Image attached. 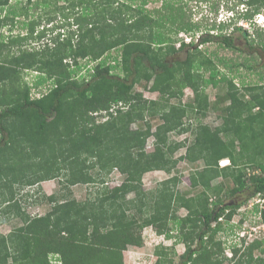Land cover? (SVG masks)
I'll use <instances>...</instances> for the list:
<instances>
[{
  "label": "trees",
  "instance_id": "trees-1",
  "mask_svg": "<svg viewBox=\"0 0 264 264\" xmlns=\"http://www.w3.org/2000/svg\"><path fill=\"white\" fill-rule=\"evenodd\" d=\"M21 1L16 11L11 0H0V12L12 9L0 14V208L6 220L20 222L0 232V264H126L125 250L143 247L149 226L168 238L178 230L186 245L179 264H264V239L240 237L229 257L218 238L252 196L264 195V73L244 62L234 68L199 47L240 49L234 34L207 31L199 43H187L180 33L200 25L170 2L147 11L122 0ZM240 1L249 8L239 18L248 22L264 9V0ZM31 6L43 7L34 18ZM18 16L27 21L26 34L12 33ZM233 31L249 40L244 26ZM185 49V57H174ZM113 50L119 56L111 62ZM88 59L97 63L81 75ZM244 68L260 72L258 79L246 82ZM30 71L39 76L27 78ZM45 81L50 88L34 95ZM144 82L158 98L136 90ZM222 84L224 94L212 101L208 87ZM187 88L194 98L185 102ZM104 112L107 118L98 119ZM210 112L218 114L217 126L205 121ZM188 132L191 138L173 137ZM225 159L230 163L221 166ZM182 160L204 162L189 176L191 196L177 189ZM115 169L125 176L111 186ZM151 171L170 176L148 190L144 176ZM52 179L63 185L58 192L38 187L26 202L18 196ZM77 184L96 188L78 199L71 189ZM29 198L50 209L28 213ZM155 254V264H175L173 246L160 244Z\"/></svg>",
  "mask_w": 264,
  "mask_h": 264
},
{
  "label": "rangeland",
  "instance_id": "rangeland-1",
  "mask_svg": "<svg viewBox=\"0 0 264 264\" xmlns=\"http://www.w3.org/2000/svg\"><path fill=\"white\" fill-rule=\"evenodd\" d=\"M126 1L128 3L134 4L135 6H142L147 11H154L159 8H162L165 6L166 2H170L172 6L175 8L177 6L182 7V9L185 11V13L188 15V18L191 22L194 24H199L200 29L197 31H194L193 33H185L181 32L180 37L185 40L187 43H199L200 35H202L204 32H211L214 34L217 33H223V34H234L236 44L240 49H229L226 48L224 45L215 43V42H209L204 43L203 45H199L200 48L204 50V52L214 57L216 60L223 59L227 61L232 67H235L236 63L244 62L245 64H252L259 68L261 73H264V18H261V15H254V19L252 22H248L247 19H241L239 18V15L242 14L244 11L247 12V8H249L248 5H244L240 0H147L146 3H144V0H122ZM11 4L13 7H15L16 11H19L20 7L25 4L26 1L21 0H11ZM66 0H60L59 4H65ZM53 7V6H52ZM43 7L37 9L36 7L31 6V17H36ZM47 8V7H46ZM49 8V7H48ZM12 9L9 8L8 10L5 8L4 10H1L0 14H5L11 11ZM169 10V9H168ZM237 12V16L235 19L231 22L230 19H228V16L230 13L229 11ZM244 10V11H243ZM250 11V9H249ZM253 11V10H251ZM261 14H264V9L262 10ZM62 18L61 14L58 15L57 21H60ZM17 23L15 27L13 28L12 33L13 34H26L27 30V21L25 17L18 16ZM261 21V23H259ZM222 23V24H220ZM238 23V25L244 26L248 29L249 32V40L245 38L241 34L240 31H233V28ZM45 24V22H43ZM244 24V25H242ZM220 25L222 27H220ZM50 25H47V27ZM215 26V27H213ZM42 26L40 27V29ZM212 28H215L212 30ZM5 34H10V30L8 27L4 30ZM46 42V40H44ZM254 44V46L252 45ZM39 44H42L40 42ZM31 46L38 45L36 42H33L31 44H28ZM39 46V45H38ZM177 47L180 46V43L178 42ZM188 49L182 50L178 52L174 57H185ZM117 56H119L118 50H113L110 54V57H108L109 61H113ZM221 58V59H220ZM218 61V60H217ZM94 63L92 60H83L81 62L82 69H81V75H88L90 67L94 66ZM221 63V62H220ZM221 65V64H220ZM222 66V65H221ZM222 70L228 71L229 69H226L222 66ZM117 72H121L119 69ZM240 72H243L244 75H247L246 82L248 81H256L259 77V73L254 74L250 70L244 68L241 69ZM233 73H229V75L232 77ZM33 76H39L36 72L30 71L27 74V78L33 79ZM37 78V77H36ZM235 81L240 85H242L241 78L237 77L235 78ZM145 82L142 84H138L136 87V90L139 92H142L146 98H158L159 93L153 92L149 90V87H145ZM51 82L45 81L43 85L36 86V88L33 90L34 95H38L40 93H43L50 88ZM226 90V87L224 84L219 85L218 87L210 86L207 89V92L210 94V98L212 101L216 99V96L219 93L224 94ZM194 98V92L191 88H187L185 90V95L183 100L185 102H188ZM100 114V115H99ZM98 119L103 120L106 117V113H99ZM103 114V115H101ZM205 121L210 123L213 126H217L221 123L220 118L218 117V114L216 112H210L209 116L205 118ZM159 119H153V124L159 123ZM134 128L137 127V125L133 126ZM177 140H183L186 138H191L192 135L190 132L184 133L181 135L175 134L173 136ZM152 143L153 138H150L148 141V149L152 150ZM185 148H181L176 156H180L181 154H184ZM229 160H225L224 162H221L220 165H226L229 164ZM204 166L203 161H197V162H190L188 160H182L179 162L177 169L175 170V173L180 174L183 178L181 183L177 186V189L181 190L183 193H185L187 196H191L194 193V189L191 188L189 176L193 170L200 169ZM123 174L119 172V170L115 169L111 175L109 176V184L111 186L119 185L124 180ZM170 175L165 171H151L145 174L144 176V188L145 189H153L155 188L158 183L165 178H168ZM220 179H218L219 182ZM38 187H41L43 189V192L45 194H52L55 192H58L60 189H62L63 185L60 184L59 179H52L43 181L39 186H28L21 189L19 193L20 198H24L23 201L26 202V198L28 194L36 192ZM96 188L93 184H77L71 187L73 189L75 196L78 199H85L88 194L91 193L92 190ZM130 197L134 196V193H131L129 195ZM29 203H26L28 206L26 208L27 212L35 215V214H44L50 209V205L47 202L41 203V204H31L32 199H28ZM264 206V195L258 194L256 196H252L248 203L244 204L241 209L236 213L234 218L227 223L226 229L219 233L218 238H220L223 241V246L226 249V252H231L233 250V246H240V237L241 234L244 232L246 235L248 231L255 232L254 229L257 230V236L259 239H264V221L260 216L259 210ZM188 213V210L186 208H181L179 210V214L181 216H185ZM20 224L18 219H5V215L2 213L0 208V232L4 234H8L12 230H14V227L18 226ZM144 237H145V245L143 249L140 251L142 253H139L135 249V247L132 245L128 246V248L124 252V258L126 264H155V262L158 260L157 255L155 254V248L158 245H164V246H173L176 251L175 255V264H179L180 261V255L185 252L186 245L182 242L177 241V236L179 235L178 230L174 228L172 234L175 237L168 238L165 235H160L156 232V230L152 227H146L143 231ZM248 236V235H247ZM253 239L254 237H250ZM249 236L247 237V240L250 242ZM227 254V253H226ZM230 261L225 262L224 264H230Z\"/></svg>",
  "mask_w": 264,
  "mask_h": 264
},
{
  "label": "clouds",
  "instance_id": "clouds-1",
  "mask_svg": "<svg viewBox=\"0 0 264 264\" xmlns=\"http://www.w3.org/2000/svg\"><path fill=\"white\" fill-rule=\"evenodd\" d=\"M244 11V10H243ZM228 13H230V15L228 16V19H234L236 16H237V12H234L233 10L232 11H229ZM257 15H261V18H264V14H261V13H256ZM259 23H261V21H259ZM242 25H244V24H242ZM244 26H246V25H244ZM97 114V113H96ZM225 160H227V159H225ZM223 161V160H222ZM221 161V162H222ZM220 162V163H221ZM263 208H264V206L262 207V215H263ZM263 218V217H262ZM249 232H251V231H248V233H247V235L249 236ZM246 234L245 235H243V236H241V238H245V237H248ZM227 255L230 257V256H232V252H231V255H229L228 254V251H227Z\"/></svg>",
  "mask_w": 264,
  "mask_h": 264
},
{
  "label": "built area",
  "instance_id": "built-area-1",
  "mask_svg": "<svg viewBox=\"0 0 264 264\" xmlns=\"http://www.w3.org/2000/svg\"><path fill=\"white\" fill-rule=\"evenodd\" d=\"M259 213H260V216H261V218H262V208L260 209ZM254 231H255V232H252V231L249 232V238H250V237H254L253 239L258 238V236H257V230L254 229ZM243 235H245L244 232L241 234V236H243ZM250 239H251V238H250ZM253 239H251V240H253ZM228 254L231 255V252H228Z\"/></svg>",
  "mask_w": 264,
  "mask_h": 264
},
{
  "label": "crops",
  "instance_id": "crops-1",
  "mask_svg": "<svg viewBox=\"0 0 264 264\" xmlns=\"http://www.w3.org/2000/svg\"><path fill=\"white\" fill-rule=\"evenodd\" d=\"M225 160H223L222 162H224ZM132 246V245H131ZM135 247V249L137 250V251H139V253H142V252H140L142 249H143V247H137V246H134Z\"/></svg>",
  "mask_w": 264,
  "mask_h": 264
},
{
  "label": "water",
  "instance_id": "water-1",
  "mask_svg": "<svg viewBox=\"0 0 264 264\" xmlns=\"http://www.w3.org/2000/svg\"><path fill=\"white\" fill-rule=\"evenodd\" d=\"M263 216H264V208H263Z\"/></svg>",
  "mask_w": 264,
  "mask_h": 264
},
{
  "label": "bare ground",
  "instance_id": "bare-ground-1",
  "mask_svg": "<svg viewBox=\"0 0 264 264\" xmlns=\"http://www.w3.org/2000/svg\"><path fill=\"white\" fill-rule=\"evenodd\" d=\"M227 165V164H226Z\"/></svg>",
  "mask_w": 264,
  "mask_h": 264
}]
</instances>
